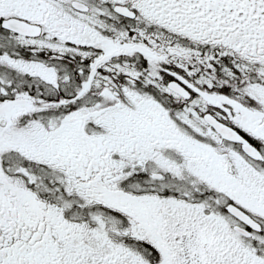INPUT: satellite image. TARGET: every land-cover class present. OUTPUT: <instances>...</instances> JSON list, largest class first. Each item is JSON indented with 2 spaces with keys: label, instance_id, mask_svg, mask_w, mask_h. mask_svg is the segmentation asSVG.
<instances>
[{
  "label": "snow or ice",
  "instance_id": "6c2138e0",
  "mask_svg": "<svg viewBox=\"0 0 264 264\" xmlns=\"http://www.w3.org/2000/svg\"><path fill=\"white\" fill-rule=\"evenodd\" d=\"M0 264H264V0H0Z\"/></svg>",
  "mask_w": 264,
  "mask_h": 264
}]
</instances>
